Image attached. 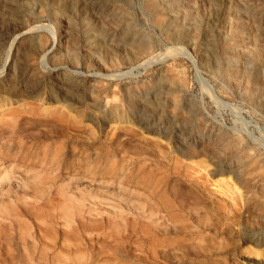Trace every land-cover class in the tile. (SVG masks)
I'll list each match as a JSON object with an SVG mask.
<instances>
[{
	"label": "rangeland",
	"instance_id": "1",
	"mask_svg": "<svg viewBox=\"0 0 264 264\" xmlns=\"http://www.w3.org/2000/svg\"><path fill=\"white\" fill-rule=\"evenodd\" d=\"M45 262L264 264V0H0V264Z\"/></svg>",
	"mask_w": 264,
	"mask_h": 264
},
{
	"label": "bare ground",
	"instance_id": "2",
	"mask_svg": "<svg viewBox=\"0 0 264 264\" xmlns=\"http://www.w3.org/2000/svg\"><path fill=\"white\" fill-rule=\"evenodd\" d=\"M250 4H251V3H250ZM93 30H94V29H93ZM105 30H106V29H105ZM127 32H128V31H127ZM65 33H66V32H65ZM56 40H57V39H56ZM64 43H65V42H64ZM141 43H143V42H141ZM141 43H140V44H141ZM140 47H141V46H140ZM140 51H141V50H140ZM7 57H8V55H7ZM6 60H7V58H6ZM6 60H5L4 62H6ZM62 68H63V67H62ZM169 83H170V82H169ZM171 85H172V84H171ZM65 86H66V84H65ZM175 86H176V85H175ZM67 87H68V86H67ZM170 87H171V86H170ZM167 88H168V86H167ZM172 88H173V87H171L170 90H171ZM70 89H71V88H70ZM165 89H166V88H165ZM170 90H168V91H170ZM93 91H94V90H93ZM170 92H171V91H170ZM70 99H71V98H70ZM173 104H174V103H173ZM144 106H145V105H144ZM147 108H148V107H147ZM218 138H219V137H218ZM216 140H217V139H216ZM225 141H226V140H225ZM234 142H235V141H234ZM220 143H221V142H220ZM225 143H226V142H225ZM227 143H228V142H227ZM223 144H224V143H223ZM219 146H220V145H219ZM215 148H216V147H215ZM186 151H187L188 154H191V153L189 152V150H186ZM188 154H187V155H188ZM242 157H244V159H245V155L242 156ZM251 158H252V157H251ZM244 161H245V160H244ZM237 166H239V165H237ZM251 169H252V168H251ZM233 170H234V169H233ZM238 170H239V169H238ZM257 174H258V173H257ZM245 181H246V180H245ZM262 186H263V185H262ZM150 201H151V200H150ZM253 204H254V203H253ZM152 206H153V205L150 206V214H151V215H153V213H154L153 211H155V210L152 208ZM169 207H170V209H171V211H172V206H170V205L167 206L168 209H169ZM156 210H158V208H157ZM162 210L164 211L163 208H162ZM158 211L160 212L161 210L159 209ZM172 215H173V214H172ZM175 217H176V216H175ZM182 227H184V226H183V225H180V228H179V229H183ZM184 228H185V227H184ZM58 246H59V245H58ZM69 247H70V246H69ZM45 254H46V253H45ZM41 255H42V253H41ZM48 255H49V254H48ZM155 255H156V254H155ZM42 257H43V255H42ZM47 257H48V256H47ZM60 258H61V257H60ZM73 262H74V261H73ZM63 263H65V262H63ZM45 264H51V262H47V263L45 262ZM86 264H87V263H86Z\"/></svg>",
	"mask_w": 264,
	"mask_h": 264
}]
</instances>
